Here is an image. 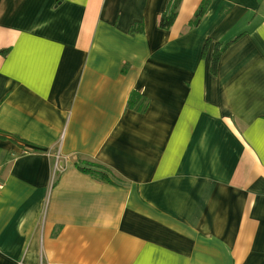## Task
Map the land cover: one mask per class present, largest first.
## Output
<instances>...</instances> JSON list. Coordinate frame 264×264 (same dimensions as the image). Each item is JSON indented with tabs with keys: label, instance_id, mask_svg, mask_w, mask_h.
Wrapping results in <instances>:
<instances>
[{
	"label": "crops",
	"instance_id": "obj_1",
	"mask_svg": "<svg viewBox=\"0 0 264 264\" xmlns=\"http://www.w3.org/2000/svg\"><path fill=\"white\" fill-rule=\"evenodd\" d=\"M170 1L0 0V264H264V0Z\"/></svg>",
	"mask_w": 264,
	"mask_h": 264
},
{
	"label": "trees",
	"instance_id": "obj_2",
	"mask_svg": "<svg viewBox=\"0 0 264 264\" xmlns=\"http://www.w3.org/2000/svg\"><path fill=\"white\" fill-rule=\"evenodd\" d=\"M183 0H171L170 4L168 6V10L162 15L160 20V26L163 28H169L174 21L176 20V17L178 15L179 7L181 5ZM209 4V1H204L200 7L198 8L194 19L190 22L192 25L198 24L200 20L202 19L203 15L206 12V8ZM140 26L138 24L134 25L131 29V32L134 33L136 31H139ZM226 48V46L222 48H217L215 54H214V60H213V66L212 69L216 73L218 68V62L219 58L223 52V50ZM146 103V99L143 98L139 93H134L131 95L129 101H128V108L131 109H138L141 110L144 108V104ZM79 168L94 177L112 183V179L110 178V172L107 171V167L101 164H95V163H85V166H79ZM109 170V169H108Z\"/></svg>",
	"mask_w": 264,
	"mask_h": 264
},
{
	"label": "built area",
	"instance_id": "obj_3",
	"mask_svg": "<svg viewBox=\"0 0 264 264\" xmlns=\"http://www.w3.org/2000/svg\"><path fill=\"white\" fill-rule=\"evenodd\" d=\"M58 164H59V163H56V168H55V170H54L53 181H54V179H55V176L57 175V171H58ZM53 181H52V182H53Z\"/></svg>",
	"mask_w": 264,
	"mask_h": 264
},
{
	"label": "rangeland",
	"instance_id": "obj_4",
	"mask_svg": "<svg viewBox=\"0 0 264 264\" xmlns=\"http://www.w3.org/2000/svg\"><path fill=\"white\" fill-rule=\"evenodd\" d=\"M96 164V163H95ZM52 185H53V183H52Z\"/></svg>",
	"mask_w": 264,
	"mask_h": 264
}]
</instances>
